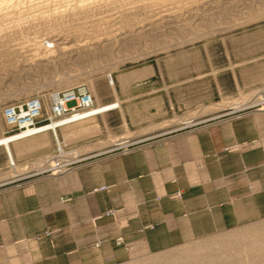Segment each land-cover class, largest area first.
<instances>
[{
  "label": "crops",
  "instance_id": "1",
  "mask_svg": "<svg viewBox=\"0 0 264 264\" xmlns=\"http://www.w3.org/2000/svg\"><path fill=\"white\" fill-rule=\"evenodd\" d=\"M248 46L264 50V43ZM199 61L179 60V113L173 122L161 110L165 100L171 104L172 92L165 90L174 81L170 61L163 64L167 74L157 77L158 66L148 64L122 77L119 107L94 121L106 126L114 115L120 130L128 124L134 134L110 156L99 150L68 159H93L77 183L76 172L52 176L46 185L27 180L35 173L22 165L53 150L52 140L46 146L38 137L0 146V264L119 262L129 254L115 243L117 237L127 246L159 252L264 219V107L252 102L264 93V59L244 64L238 77L232 71L226 88L224 77L209 75ZM156 82L163 90L152 89ZM238 92L242 102L235 101ZM223 96L228 105L219 107ZM101 185L110 187L99 190ZM109 208H119L118 217L99 216ZM48 223L63 228L50 244L27 250L11 244Z\"/></svg>",
  "mask_w": 264,
  "mask_h": 264
},
{
  "label": "rangeland",
  "instance_id": "2",
  "mask_svg": "<svg viewBox=\"0 0 264 264\" xmlns=\"http://www.w3.org/2000/svg\"><path fill=\"white\" fill-rule=\"evenodd\" d=\"M84 1L86 0H10V3L0 4V146L7 148L9 141L37 137L41 138L39 145L46 146L52 140L53 150L28 160L21 167L27 174L35 173L34 177L27 180L36 178L41 180L42 185L50 183L52 176H65L73 172L79 175L76 183L81 181L82 172H88L93 167L90 165L93 159L67 162L68 159L95 154L94 152L98 153L99 150H101L99 152L106 151L105 155L110 156L119 151H114L118 149L114 146L132 137L134 132L128 124H124V130H120L118 119L114 115L110 116L109 125L106 126L101 125L100 122L98 125L94 121L97 115L119 107V102L115 100L120 91L119 82L132 71L148 64H155L158 66L155 73L158 77L167 74L164 71V62H171V79L174 81L167 82L168 87L165 88L172 92L171 104L165 100L164 110L163 107L161 110L173 122L176 121L179 113L178 103L174 99L180 86L179 60L184 62L188 58L200 59L199 66H202L205 72L224 77L223 85L226 88L230 87L228 83L230 80L226 76L230 77L232 71L238 77L244 64L260 63V60L264 59V50L252 48L250 50L248 46L249 43H264V34H259L264 32V0H106L107 2L95 0L93 3L102 6L99 14L96 11L92 15L83 13L81 6L77 8V5ZM117 1L121 4H117ZM112 5L116 8L111 7ZM70 9L74 12L77 10L79 12L76 11L79 14L77 16L80 18L75 14L72 15L73 11ZM45 37H48L47 41L52 40L53 44L57 41L60 44L46 50L41 46ZM34 39H43L39 42L38 48L32 45ZM82 44H85V47ZM68 45L70 49L69 47L61 49V46ZM75 45H79L78 49L83 48L82 51H79L80 49L78 50ZM27 47L31 49L28 50ZM73 54L78 57L75 58ZM244 59L247 61L244 62ZM192 65L195 63L193 62ZM74 86H82L91 94L92 113L85 115L84 112H79L59 119L49 117L51 121L45 122V112L49 116V104L46 98H43L46 101H44L43 116L39 120L40 125L26 127L25 130L13 133V130L5 124L1 114V109L5 105L21 101L31 95L47 97L52 91ZM158 88L162 89L161 82L152 84V89ZM238 93L240 98L235 99L236 102L241 100L242 94ZM97 97L99 100H96ZM49 99H51L50 94ZM217 100L219 107L228 105V99L224 96ZM253 104L264 107V102ZM61 156L66 160L62 161ZM49 158L61 160L62 165L58 161V166L61 167L59 166L60 168L58 167L53 175H50L52 173L50 169L37 171L39 167L36 166L43 164ZM10 165H14L12 159ZM45 166L46 164L42 167ZM60 169L62 172H59ZM109 187L101 185L98 189L105 191ZM67 199L60 196L62 202ZM112 209L119 208H109L99 216L116 218L106 213ZM35 222V220L31 221V223ZM261 223H264V219L195 238L159 252H149L141 244L127 246L122 242L121 245L128 251V257L119 262L106 264H129L151 255L181 254L184 249L200 241L217 240L228 235L235 236L236 241L242 238L246 240L264 238V231L260 234L243 233L245 229ZM62 233V227L48 223L31 235L13 240L11 244L16 250L17 248L27 250L45 241L50 244L52 238ZM247 251V246L241 241L230 245L215 243L212 249L202 248L191 252V256L194 257L171 258L164 264H187L209 255L249 253Z\"/></svg>",
  "mask_w": 264,
  "mask_h": 264
},
{
  "label": "bare ground",
  "instance_id": "3",
  "mask_svg": "<svg viewBox=\"0 0 264 264\" xmlns=\"http://www.w3.org/2000/svg\"><path fill=\"white\" fill-rule=\"evenodd\" d=\"M10 0H0V4H2V3H5V2H9ZM93 1H95V0H89V1H84V2H82V3H79V5H77V8H79L78 6H81L82 7V9H83V13H87V14H93V13H96V11L98 12V14H99V10H100V7L102 6H100V5H98L97 3H93ZM99 1H101V0H99ZM102 1H104V0H102ZM106 1V0H105ZM110 1V0H109ZM131 1V0H130ZM129 1V2H130ZM137 1H139V0H137ZM141 1V0H140ZM148 1V0H147ZM107 2V1H106ZM106 2H105V4H106ZM113 2V1H112ZM118 2V1H117ZM134 2V1H133ZM133 2H131V3H133ZM10 3V2H9ZM100 3V2H99ZM152 3V2H151ZM7 4V3H6ZM109 4H110V2H109ZM114 4V3H113ZM117 4H121V3H117ZM124 4V3H123ZM125 4H126V2H125ZM118 5V6H119ZM136 5V4H135ZM1 6V5H0ZM74 6V5H73ZM104 6V5H103ZM110 7V6H109ZM111 7H113V5L111 6ZM74 8V7H73ZM76 8V9H77ZM113 8H116V7H113ZM122 8V7H121ZM126 8V7H125ZM124 9V8H123ZM70 10H72L73 11V9H70ZM81 10V9H80ZM101 10H102V8H101ZM77 11V10H76ZM74 12L73 11V13H72V15L73 14H75L76 16L77 15H79L77 12ZM53 12V11H52ZM51 12V13H52ZM58 12H59V10H58ZM61 12V11H60ZM69 12V11H68ZM81 12V11H80ZM125 12V11H124ZM54 13V12H53ZM57 13V12H56ZM64 13V12H63ZM83 13H81V14H83ZM48 14V13H47ZM55 14V13H54ZM58 14V13H57ZM43 15V14H42ZM46 15V14H45ZM45 15H44V17H45ZM52 15V14H51ZM50 16V15H49ZM48 16V17H49ZM55 16V15H54ZM84 16V15H83ZM47 17V16H46ZM62 17V16H61ZM60 17V18H61ZM77 17H79V16H77ZM77 17H76V19H77ZM82 17V16H81ZM86 17H87V15H86ZM89 17V16H88ZM101 17V16H100ZM35 18V17H34ZM43 18V17H42ZM50 18V17H49ZM57 18V17H56ZM71 18H73V17H71ZM80 18V17H79ZM83 18V17H82ZM104 18V17H103ZM48 19V18H47ZM51 19V18H50ZM75 19V18H74ZM84 19H85V17H84ZM25 20H27V19H25ZM30 20V19H29ZM52 20H53V17H52ZM51 20V21H52ZM54 20H55V17H54ZM59 20V19H58ZM39 21V20H38ZM38 21H37V23H38ZM42 21V20H41ZM50 21V22H51ZM93 21V20H92ZM22 22V21H21ZM30 22H32V21H30ZM36 22V21H35ZM45 21H43V23H44ZM82 22V21H81ZM104 22V21H103ZM42 23V22H41ZM55 23V22H54ZM54 23H53V25H54ZM57 23V22H56ZM22 24V23H21ZM19 25H20V23H19ZM18 25V26H19ZM32 25H34V24H32ZM45 25H47V23L45 24ZM74 25V24H73ZM92 25V24H91ZM12 26V25H11ZM75 26V25H74ZM81 26V25H80ZM79 26V27H80ZM84 26V25H83ZM89 26V25H88ZM88 26H87V28H88ZM104 26V25H103ZM99 27V26H98ZM105 27V26H104ZM110 27V26H109ZM20 28V27H19ZM18 28V29H19ZM28 29V28H27ZM76 29H78V28H76ZM75 29V30H76ZM74 30V29H73ZM20 31V30H19ZM33 31V30H32ZM49 33V32H48ZM77 33H78V31H77ZM76 33V34H77ZM82 33V32H81ZM66 34V33H65ZM73 34V33H72ZM74 34H75V32H74ZM79 34V33H78ZM77 34V35H78ZM85 34V33H84ZM88 34V33H87ZM38 35V34H37ZM59 35V34H58ZM57 35V36H58ZM69 35V34H68ZM86 35V34H85ZM51 36H53V35H51ZM64 36V35H63ZM71 36V35H70ZM76 36V35H75ZM95 36V35H94ZM87 37V36H86ZM28 38V37H27ZM48 38V37H47ZM46 37H45V40L47 39ZM87 38H89V37H87ZM33 39V38H32ZM56 39H58V38H56ZM70 39V38H69ZM55 40V39H54ZM62 40V39H61ZM41 41H43V39H38V40H33V43H32V45L33 46H35L36 48H38V46H40V43L39 42H41ZM52 41V40H51ZM60 41V40H59ZM67 41V40H66ZM95 41V40H94ZM53 42V41H52ZM58 42V41H57ZM55 43V44H53V46H56V45H59L60 43L58 42V43ZM62 42V41H61ZM11 43V42H10ZM20 43V42H19ZM66 43V42H65ZM17 44V43H16ZM30 44V43H29ZM92 44V43H91ZM83 45V44H82ZM85 45V44H84ZM83 45V46H84ZM102 45V44H101ZM24 46V45H23ZM75 46H77V45H75ZM79 46V45H78ZM78 46H77V49H78ZM34 47V48H35ZM58 48L60 47V46H57ZM69 47V45L68 46H61V49L62 48H68ZM71 47H73V46H71ZM81 47V46H80ZM85 47V46H84ZM28 48V47H27ZM39 48H41V47H39ZM89 48V47H88ZM95 48H97V47H95ZM94 48V49H95ZM29 49H31V48H28V50ZM61 49H59V50H61ZM66 49H64V50H66ZM68 49H70V47L68 48ZM71 49H73V48H71ZM76 49V48H75ZM80 49V48H79ZM78 49V50H79ZM83 49V48H82ZM82 49H80L79 51H82ZM85 49V48H84ZM58 50V51H59ZM63 50V49H62ZM77 50V51H78ZM54 51V50H53ZM52 51V52H53ZM68 51V50H67ZM69 51H73V50H69ZM68 51V52H69ZM27 52V51H26ZM30 52H31V50H30ZM35 52V51H34ZM59 53V52H58ZM64 53V52H63ZM62 53V54H63ZM81 53V52H80ZM89 53V52H88ZM94 53V52H93ZM36 54V53H35ZM39 54V53H38ZM45 54V53H44ZM47 54V53H46ZM65 54H67V53H65ZM25 55V54H24ZM60 55V54H59ZM69 55V54H68ZM70 55H71V53H70ZM74 55V54H73ZM78 55V54H77ZM42 56H44V55H42ZM42 56H40V58L42 57ZM45 56H47V55H45ZM62 56V55H61ZM65 56V55H64ZM80 56V55H79ZM66 57V56H65ZM70 57V56H69ZM74 57L76 58V57H78V56H75L74 55ZM29 58V57H28ZM39 58V57H38ZM58 58V57H57ZM59 58H61V57H59ZM70 58H73V57H70ZM82 58V57H81ZM84 58V57H83ZM33 59V58H32ZM54 59V58H53ZM28 61V60H27ZM257 91V90H256ZM259 92V91H258ZM254 94V93H253ZM250 95V94H249ZM247 96H248V94H247ZM263 96H264V93H261V94H258L257 95V97L254 99V102H259V103H262V102H264L263 100H264V98H263ZM244 97V96H243ZM245 98V97H244ZM248 98V97H247ZM243 99V98H242ZM241 99V100H242ZM253 99V98H252ZM240 100V101H241ZM242 102V101H241ZM243 102H245V100H243ZM236 104V103H235ZM252 104V103H251ZM250 104V105H251ZM85 114V113H84ZM51 121V120H50ZM52 122H53V120H52ZM49 123V122H48ZM47 124V123H46ZM70 124V123H69ZM43 125V124H42ZM54 125V124H53ZM51 128H52V126H50ZM29 128H31V127H29ZM28 128V129H29ZM25 130V129H24ZM74 130V129H73ZM21 131V130H20ZM29 131V130H28ZM17 133V132H16ZM21 133V132H20ZM76 153V152H75ZM75 153H74V155H75ZM78 154V153H77ZM62 155V154H61ZM58 156V155H57ZM76 156V155H75ZM63 156H61V158H62ZM57 158V157H56ZM78 158V157H77ZM72 160L73 159H75V160H77L75 157L74 158H71ZM64 160H66L65 158L63 159L62 158V161H64ZM58 161L60 162L59 164H61V160H59V159H54V158H52V159H48V160H46V161H44V163L42 164V163H40L39 165H37L36 167H39V169H37V171H41V170H44V169H50V170H52L51 172L52 173H55L56 172V170H57V168L60 166H58ZM67 162H71V161H69V160H67ZM44 164H46V166L45 167H42ZM64 164V163H63ZM62 165V164H61ZM61 167V166H60ZM59 167V168H60ZM61 170V169H60ZM62 170H63V168H62ZM62 170L61 171H59V172H62ZM58 172V171H57ZM58 172V173H59ZM264 231V223H261V224H258V225H254V226H252V227H250V228H247V229H245L244 231H243V233H252V232H257V234H260L261 232H263ZM235 236H233V235H228V236H226V237H221V238H219V239H217V240H214V239H206V240H203V241H200L198 244H194V245H192V246H190V247H188V248H186V249H184V251H182V253L181 254H160V255H151V256H148V257H144V258H142V259H140V260H137V261H134V262H130L129 264H164V262H166L168 259H171V258H179V257H187V258H189V257H194V256H191L192 254H191V252H193V251H195V250H197V249H212L213 247H214V244L216 243V244H222V245H230V244H233V243H236V242H243V245H246L247 246V248H248V251L247 252H249V253H245L244 252V254H234V255H232V254H220V255H216V256H214V255H209V256H207V254H205L207 257H204V258H201V259H197V260H195V261H191L190 263H187V264H240L241 262L242 263H244L245 262V260L247 261V262H245L244 264H263L262 263V261L264 260V238H257V239H253V240H251V239H249V240H246V239H244V238H242V240L240 239L239 241H236L237 239H235L234 238ZM244 242H245V244H244ZM244 247V246H243ZM216 248V247H215ZM215 254V253H214ZM202 257V256H201ZM241 260V262H239Z\"/></svg>",
  "mask_w": 264,
  "mask_h": 264
},
{
  "label": "built area",
  "instance_id": "4",
  "mask_svg": "<svg viewBox=\"0 0 264 264\" xmlns=\"http://www.w3.org/2000/svg\"><path fill=\"white\" fill-rule=\"evenodd\" d=\"M41 46L46 50L54 48L53 42L47 40H44ZM49 94L51 95V99H49ZM49 94H47V97L31 95L21 101L5 105L1 109L5 124L13 130V133L19 132L26 127L40 125L39 120L43 116L44 101L46 100L49 104V116L45 112V122L50 121V118L59 119L65 116H73L79 112H84L85 115L92 113V96L82 86L56 90ZM43 98H46V100H43ZM118 211L112 209L106 213L117 217L119 215ZM115 243L117 245L122 243V238H115Z\"/></svg>",
  "mask_w": 264,
  "mask_h": 264
}]
</instances>
